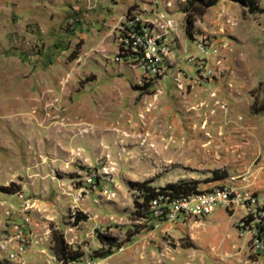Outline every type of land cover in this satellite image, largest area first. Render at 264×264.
<instances>
[{
    "label": "rangeland",
    "instance_id": "374dc122",
    "mask_svg": "<svg viewBox=\"0 0 264 264\" xmlns=\"http://www.w3.org/2000/svg\"><path fill=\"white\" fill-rule=\"evenodd\" d=\"M256 3L0 0V264H63L54 232L82 253L68 264H264ZM139 28L168 50L156 64L141 60ZM140 182L230 202L165 221L135 207Z\"/></svg>",
    "mask_w": 264,
    "mask_h": 264
},
{
    "label": "built area",
    "instance_id": "2783aa9c",
    "mask_svg": "<svg viewBox=\"0 0 264 264\" xmlns=\"http://www.w3.org/2000/svg\"><path fill=\"white\" fill-rule=\"evenodd\" d=\"M130 18L132 24L133 21L138 20L136 15H130ZM134 27H136V25ZM141 28L137 29L136 33L138 34H134L132 37L134 45H136L138 42H145V52L141 55V60L145 66L151 63L156 64L159 60L157 53L166 54L168 53V50L163 46L157 48L155 43L146 40L144 35L140 32ZM228 195L229 192L224 190L219 193L199 192L190 196L163 198L155 206H148L147 209L156 218L164 219L165 221H176L179 217L184 220L189 216L210 214L214 211L216 206H228L230 202ZM260 247L262 248V244ZM254 248L257 249L258 247ZM23 253V245H20L18 251L15 254L16 257H14V260L17 261V263H20V258Z\"/></svg>",
    "mask_w": 264,
    "mask_h": 264
},
{
    "label": "trees",
    "instance_id": "16d2710c",
    "mask_svg": "<svg viewBox=\"0 0 264 264\" xmlns=\"http://www.w3.org/2000/svg\"><path fill=\"white\" fill-rule=\"evenodd\" d=\"M219 1L220 0H186V4L188 10L199 8L201 9L200 14H202L204 10L215 6ZM231 1L237 2L242 6L249 8L250 12L252 13L259 10L256 0H231ZM188 22L191 23V20H189ZM192 183H193L192 185H190V183L188 182L170 183L158 190L155 189L154 187L148 186L145 182L133 183V186L137 188L139 197L142 198V203L135 202V207L137 208L143 207L144 209H147L150 202L159 200V197L165 194H166L165 196L177 198L181 196H190L199 193V191H197L196 189L197 187L195 186V183L194 182ZM12 184L13 183L9 184L6 187H1V188L2 190H6L7 192L8 190H10ZM80 220L81 219L76 218V222H79ZM252 220L253 218L250 217V221ZM257 227L259 230L258 238L261 239V236H264V225H257ZM52 238L54 241V245L52 248L53 252L56 255L57 259L63 264L71 263L72 261L76 260L82 255V253L75 250L73 251L70 248H68L67 244L64 243L61 235H58L57 233L54 232ZM98 239L102 243H107L109 246L114 245V243L112 242L113 239L108 236L99 235Z\"/></svg>",
    "mask_w": 264,
    "mask_h": 264
},
{
    "label": "bare ground",
    "instance_id": "6f19581e",
    "mask_svg": "<svg viewBox=\"0 0 264 264\" xmlns=\"http://www.w3.org/2000/svg\"><path fill=\"white\" fill-rule=\"evenodd\" d=\"M136 47H139V49L141 50V55L145 52V42H138L136 45ZM166 195V194H165ZM161 196L162 199L163 198H170V196ZM157 197V196H156ZM155 199V198H154ZM161 200V199H160ZM157 204V203H156ZM262 248H263V245H262Z\"/></svg>",
    "mask_w": 264,
    "mask_h": 264
}]
</instances>
